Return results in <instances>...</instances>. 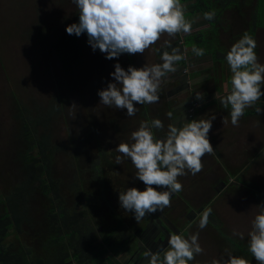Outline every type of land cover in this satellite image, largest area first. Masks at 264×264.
I'll return each mask as SVG.
<instances>
[{"label":"rangeland","instance_id":"obj_1","mask_svg":"<svg viewBox=\"0 0 264 264\" xmlns=\"http://www.w3.org/2000/svg\"><path fill=\"white\" fill-rule=\"evenodd\" d=\"M249 1L251 6L245 9L244 19L227 11L225 24L230 26L229 34L236 35L242 31L256 3L255 0ZM78 14L79 10L72 0H0V195L8 194L22 180L17 151L25 148L15 138L17 101L36 115L53 110L45 132L53 147V177L60 181L65 201L70 205H76L79 201V194L74 192L71 185L75 179H80L83 190L91 193L93 216L100 221L116 223L117 219L109 214V207L103 200L107 198L115 216L124 221L125 227L141 224L142 220L137 223L132 213L119 207V192L128 187L144 190L145 185L139 180L132 181L136 169L129 158L122 157L123 162L116 164L115 158L120 155L115 150L117 145L129 142L131 132L138 128L141 121L161 119L166 132L169 124L181 127L187 119L207 118L214 112L217 118L209 134L214 153L202 158L204 167L200 173L178 177L183 191L177 193L179 198L171 201L175 211L173 219L189 208L194 211L202 206L213 209L211 215L214 220L210 216V224L205 229H198V219L185 229V236L199 231V243L204 248V253L196 256L190 264H211L213 259L225 254V249L237 255L227 240L240 242L248 251V232L252 219L259 212L255 205L260 202L241 183L264 185V114H244L239 126H232L230 106L226 109L220 102L231 90V86L228 87L225 82L228 67L221 73L219 69L216 70L217 65L214 67L211 64L209 56L187 59L186 69L180 77L170 74V82L162 86L159 103L146 104L147 116L141 115L139 110L135 116L127 117L126 109L116 110L99 104L97 91L106 87L111 80L109 74L114 71L115 63L119 62L125 69L129 65L139 68L145 63H161L162 52L171 51L164 47L165 41L170 38L165 34L143 55L124 54L117 61L105 59L99 50L93 52L87 44L86 34H82L77 37V49L67 61L68 65H65L57 44L59 46L60 42L67 40L66 26L78 22ZM260 16L264 26V10ZM193 25L192 32L208 27L202 21ZM183 36L178 34L172 39V46L177 47L176 42H179L178 45L181 42L178 37ZM229 36L220 34L226 51L235 42ZM255 40L258 45L255 52L259 62L264 63V28L256 30ZM197 70L205 78L202 88L194 86L197 78L191 80L187 77ZM176 79H181L180 84ZM216 86L220 87V91L215 89ZM58 91H61L60 95ZM197 91L205 93L203 101L195 99ZM257 102L264 108V97ZM193 103L196 104L195 108H191ZM252 108L246 110L252 111ZM189 109H194V113ZM168 112L173 113L171 119L166 115ZM223 117L228 119L227 124L223 125ZM164 132L156 134L162 137ZM99 152H102V156L98 159ZM74 155L77 157L75 162ZM96 164H99L101 174L95 172ZM220 181L226 182L227 187L216 195L214 189ZM102 182L106 184L107 197L102 196ZM44 208L43 197L34 192L28 202L32 224H42ZM184 222L187 220L184 219ZM234 231L243 232L245 238L241 240L233 235ZM40 235L36 228L25 227L21 236L37 255L43 239ZM13 237L10 235V240ZM96 241L101 242L99 239ZM113 244L120 249V243ZM242 256L251 264H257L255 258ZM224 258H227L226 255ZM115 260L119 262L118 257Z\"/></svg>","mask_w":264,"mask_h":264},{"label":"clouds","instance_id":"obj_2","mask_svg":"<svg viewBox=\"0 0 264 264\" xmlns=\"http://www.w3.org/2000/svg\"><path fill=\"white\" fill-rule=\"evenodd\" d=\"M72 3L79 10V20L67 25L66 33L76 37L86 34L92 51L99 50L108 60L118 61L124 54L143 55L167 34L170 39L165 41L164 47L171 51L162 52L161 63H145L139 68L129 65L125 69L117 62L109 74L111 80L107 86L97 91L99 104L116 110L126 109L127 117L139 112L136 105L159 103L162 86L170 82V74H175L178 62L185 59L180 49L172 46L171 40L178 34L191 35L193 31V22L186 18L187 5L181 0H72ZM215 17V10L203 14L208 21ZM257 46V41L245 31L224 57L231 72V90L220 102L226 109L230 106L229 116L234 127L239 126L246 109L264 97V63L259 62L255 52ZM192 52L197 57L205 55V49L196 46ZM204 98L205 93L195 92L197 101ZM255 111L258 115L264 114L262 107H256ZM166 115L171 119L173 113ZM216 118L217 114L213 112L207 118L187 119L181 127L169 124L166 132L161 119L141 121L131 132L130 141L117 145L115 150L120 155L115 159L120 165L122 157L129 158L136 169L132 181H142L145 188L128 187L119 192V207L132 213L137 223L146 215L171 207L172 196L183 191L178 177L189 173L197 175L204 167L202 158L214 153L209 134ZM228 122L227 118H222L223 125ZM157 132H164V135L158 136ZM255 206L259 212L251 221L248 251L257 264H264V202ZM212 211L211 207H206L199 214V230L207 227ZM233 235L241 240L245 238L243 232L234 231ZM157 247L156 251L149 248L143 253L148 264H190L204 253L199 243V231L187 236L182 232L169 233L167 246ZM224 255L213 259L211 264H251L247 258L234 255L228 249Z\"/></svg>","mask_w":264,"mask_h":264},{"label":"trees","instance_id":"obj_3","mask_svg":"<svg viewBox=\"0 0 264 264\" xmlns=\"http://www.w3.org/2000/svg\"><path fill=\"white\" fill-rule=\"evenodd\" d=\"M255 1L253 10L246 19L242 31L233 35L228 33L231 31L229 30L230 26L225 24L227 21L226 13L232 11L244 19L245 9L251 6L249 0H181L182 4L187 5L186 18L196 25L197 22L202 21L208 27L194 31L191 35L178 37L181 42L179 45V42H176L175 45L184 54L185 59L178 62V71L174 76L180 77L182 75L186 69L187 59L197 57L192 52L193 46L205 49L204 57L209 56L211 64L214 67L217 65L216 70L219 69L221 73L225 72L228 67L224 59L227 51L226 46L221 42L220 34L230 35L236 42L247 31L255 39L256 30L264 28L260 16L264 10V0ZM211 10L216 11L215 19L212 21L205 20L203 14ZM77 42L75 35H69L67 40L60 42L59 46L57 44L65 65H68L67 61L69 62L73 52L77 49ZM74 60L77 62L75 58ZM202 75V72L197 70L187 77L191 80L197 78L194 86L202 88L205 82ZM226 77L225 82L230 87L231 72L229 67ZM176 81L180 84L181 79H176ZM215 89L220 91L219 86H216ZM60 94L61 91H58V95ZM260 105V102H256L252 111L246 110L248 112L245 115L255 114V108L260 107ZM16 106L17 134L15 138L25 148L17 151V159L21 164L22 180L8 194L2 193L0 195L2 207L0 209V264H84L87 261L91 264L92 261L94 264H119L115 259L122 251L124 242H119L117 237L119 238L121 235V228L124 223L121 218L115 216L109 200L102 197L109 207V214L117 219L116 223L100 221L93 216L92 196L90 192L83 190L82 180L75 179L71 185L74 192L79 194V201L76 205H70L65 201L60 190V181L53 177V147L45 132L47 120L53 110L36 115L19 101L16 102ZM139 107L141 108L140 114L147 116L146 104L139 105ZM101 154L102 152H99L98 159L102 156ZM76 159L77 157L74 155L73 162ZM94 170L101 174L99 164L94 165ZM98 181L101 180L98 179ZM102 185V196L107 197L106 184L102 182ZM241 185L255 200L260 203L264 202V185L249 182H242ZM36 191L45 201L42 224H32L29 216L28 202ZM211 217L213 218L212 215ZM100 224L114 225L102 226ZM25 227L28 229L36 228L37 232L41 234L40 237L43 238L38 255L34 254L33 250L21 238ZM10 235L14 236L13 240H10ZM98 239L104 241L97 242ZM227 241L234 247L238 256H251L250 252L240 242ZM113 243H120V249H116Z\"/></svg>","mask_w":264,"mask_h":264},{"label":"flooded vegetation","instance_id":"obj_4","mask_svg":"<svg viewBox=\"0 0 264 264\" xmlns=\"http://www.w3.org/2000/svg\"><path fill=\"white\" fill-rule=\"evenodd\" d=\"M216 185L218 186L214 189L216 195H219L227 187L224 181H220ZM221 187L222 189H220ZM172 197V199L176 197L179 198V195L176 193ZM183 203L186 205L184 201ZM204 208L205 207L202 206L195 211L189 208L188 210L182 211L173 219V213L175 211L173 206H171L165 208L163 212L157 211L154 214L146 215V217L142 219L141 224H135V226L131 224L129 227H125L123 224L121 235L119 238L117 237L119 242H124L122 251L118 255V263L148 264V260L143 256V253L149 248L156 251L158 250L157 246L161 244L166 247L169 233H185V229L189 224L194 219H199V214ZM184 219L187 220V222H184ZM101 241L104 240L101 239Z\"/></svg>","mask_w":264,"mask_h":264},{"label":"built area","instance_id":"obj_5","mask_svg":"<svg viewBox=\"0 0 264 264\" xmlns=\"http://www.w3.org/2000/svg\"><path fill=\"white\" fill-rule=\"evenodd\" d=\"M195 107H196V104L193 103V104L191 105V108H195ZM189 110L191 111L192 114L194 113V109H192V110L189 109ZM191 117H192V116H191Z\"/></svg>","mask_w":264,"mask_h":264},{"label":"crops","instance_id":"obj_6","mask_svg":"<svg viewBox=\"0 0 264 264\" xmlns=\"http://www.w3.org/2000/svg\"><path fill=\"white\" fill-rule=\"evenodd\" d=\"M72 264H75V263H72ZM84 264H91V262L87 261V262H85Z\"/></svg>","mask_w":264,"mask_h":264}]
</instances>
